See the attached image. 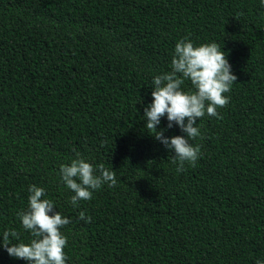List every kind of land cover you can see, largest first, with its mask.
I'll list each match as a JSON object with an SVG mask.
<instances>
[{
    "label": "trees",
    "instance_id": "obj_1",
    "mask_svg": "<svg viewBox=\"0 0 264 264\" xmlns=\"http://www.w3.org/2000/svg\"><path fill=\"white\" fill-rule=\"evenodd\" d=\"M185 38L217 43L237 81L220 118L197 121L196 166L178 172L144 108ZM160 130L186 138L166 116ZM77 154L117 183L73 206L59 168ZM29 185L72 220L66 264L264 262L261 0H0V264H27L2 241L33 238L17 215Z\"/></svg>",
    "mask_w": 264,
    "mask_h": 264
},
{
    "label": "clouds",
    "instance_id": "obj_2",
    "mask_svg": "<svg viewBox=\"0 0 264 264\" xmlns=\"http://www.w3.org/2000/svg\"><path fill=\"white\" fill-rule=\"evenodd\" d=\"M261 5L264 6V0H261ZM170 67V72L154 77L152 103L144 108V117L146 128L156 133L154 138L175 153L171 162L177 164L178 172H182L185 164L196 166L201 156L200 146L191 143L201 137L197 121L206 114L220 118L217 109L229 104L230 97L225 93H229L236 84L237 76L233 74L226 53L217 43L194 46L187 38L176 43ZM188 80L195 91L183 90L182 85ZM165 116L168 128L175 124L186 134V138H168L164 130L157 131ZM59 174L63 184L74 193L71 197L73 206L78 201L92 199L93 192L104 184L113 187L117 183L116 172L112 168L109 170L104 164L94 167L79 158L78 154L70 165L60 166ZM28 192V210L17 215L23 229L33 238L27 244H11L10 236L19 240L17 231H4L2 247L10 257L26 261L27 264H66L64 249L68 240L61 230L72 220L56 211L51 199L43 198L46 195L45 188L29 185ZM79 219L85 220L83 212ZM86 222H90V218ZM256 264L264 262L257 261Z\"/></svg>",
    "mask_w": 264,
    "mask_h": 264
}]
</instances>
